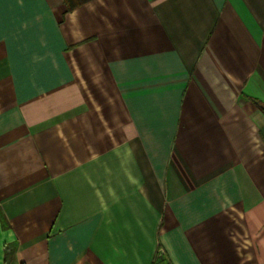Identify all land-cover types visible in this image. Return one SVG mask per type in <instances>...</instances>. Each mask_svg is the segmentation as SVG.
I'll return each mask as SVG.
<instances>
[{
	"label": "crops",
	"instance_id": "obj_1",
	"mask_svg": "<svg viewBox=\"0 0 264 264\" xmlns=\"http://www.w3.org/2000/svg\"><path fill=\"white\" fill-rule=\"evenodd\" d=\"M264 0H0V264H264Z\"/></svg>",
	"mask_w": 264,
	"mask_h": 264
},
{
	"label": "trees",
	"instance_id": "obj_2",
	"mask_svg": "<svg viewBox=\"0 0 264 264\" xmlns=\"http://www.w3.org/2000/svg\"><path fill=\"white\" fill-rule=\"evenodd\" d=\"M88 1L90 0H63V3L66 6V11H72ZM261 109L264 112V106H261Z\"/></svg>",
	"mask_w": 264,
	"mask_h": 264
}]
</instances>
